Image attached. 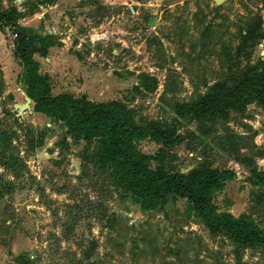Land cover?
<instances>
[{
    "label": "rangeland",
    "instance_id": "obj_1",
    "mask_svg": "<svg viewBox=\"0 0 264 264\" xmlns=\"http://www.w3.org/2000/svg\"><path fill=\"white\" fill-rule=\"evenodd\" d=\"M11 8L42 38L34 58L53 96L118 101L138 124L176 126L175 147L136 143L148 166L232 171L211 190L213 213L244 217L264 235V186L253 177L264 171V102L227 117L175 114L264 55V0H0ZM12 40L0 31V129L14 147L0 145V174L12 183L0 197V264H24L26 254L37 264H264V246L212 231L188 198L142 202L101 162L97 140H76L38 112ZM142 74L156 79L151 91ZM10 154L25 162L20 178L8 172Z\"/></svg>",
    "mask_w": 264,
    "mask_h": 264
},
{
    "label": "trees",
    "instance_id": "obj_2",
    "mask_svg": "<svg viewBox=\"0 0 264 264\" xmlns=\"http://www.w3.org/2000/svg\"><path fill=\"white\" fill-rule=\"evenodd\" d=\"M93 7V12L104 14L100 3H93ZM22 17L16 8L0 10V31L6 33L8 30L13 36L14 56L24 71L28 96L36 102L38 112L51 114L64 123L76 140H97L101 162L109 164L120 178L129 180L134 194L142 202L163 201L170 195H180L189 199L212 231H223L240 245L264 246L262 232L244 217L213 213L211 190L222 181L231 179L232 171L200 166L184 174L153 170L148 166V158L137 149L136 143L149 138L166 148L175 147L181 140L176 126L155 122L138 124L133 121L129 109L118 101L97 103L70 94L53 96L47 80L38 74L39 63L34 58L42 38L24 31L20 25ZM151 81L155 83L156 79L144 74L139 77L140 85L146 91L155 87L149 86ZM254 101L264 102V56H260L254 65L239 68L231 74L229 81L217 83L198 100L178 103L175 114L180 119L187 116L198 119L216 115L227 117L230 111H242ZM0 145L7 151L14 149L5 129H0ZM7 161L8 172L12 171V177L20 178L25 162L13 154ZM253 177L257 184L264 186V171L255 170ZM9 193H12V183L0 174V197ZM87 259L90 260V255ZM22 262L37 264L28 254L22 256Z\"/></svg>",
    "mask_w": 264,
    "mask_h": 264
},
{
    "label": "water",
    "instance_id": "obj_3",
    "mask_svg": "<svg viewBox=\"0 0 264 264\" xmlns=\"http://www.w3.org/2000/svg\"><path fill=\"white\" fill-rule=\"evenodd\" d=\"M217 4H220L223 0H215ZM27 102L25 105H21L19 106V108L21 109H24V108H28L29 107V104L31 102V99L30 98H27Z\"/></svg>",
    "mask_w": 264,
    "mask_h": 264
},
{
    "label": "built area",
    "instance_id": "obj_4",
    "mask_svg": "<svg viewBox=\"0 0 264 264\" xmlns=\"http://www.w3.org/2000/svg\"><path fill=\"white\" fill-rule=\"evenodd\" d=\"M262 56H264V55H262Z\"/></svg>",
    "mask_w": 264,
    "mask_h": 264
}]
</instances>
